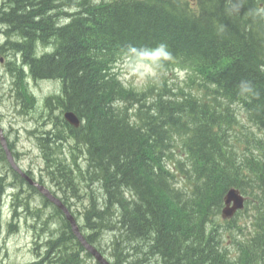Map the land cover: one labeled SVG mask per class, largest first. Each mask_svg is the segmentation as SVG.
I'll return each instance as SVG.
<instances>
[{
  "label": "trees",
  "instance_id": "trees-1",
  "mask_svg": "<svg viewBox=\"0 0 264 264\" xmlns=\"http://www.w3.org/2000/svg\"><path fill=\"white\" fill-rule=\"evenodd\" d=\"M0 24L8 38H17L9 42L18 54L12 71L57 79L62 92L48 106L81 120L75 128L58 118L88 161L86 170L74 163L93 186L85 237L110 253L112 264H264V139L246 138L242 150V124L231 107L239 105L264 134V0H5ZM41 43L53 52H40ZM124 57L192 72L203 88L176 94L165 84L126 94L114 74ZM14 85L23 111L31 109L27 85ZM58 142L42 144L48 170L63 192L77 191L73 167L48 153ZM1 147L0 166L21 183L1 175L0 201L9 185L40 194ZM253 177L261 195L250 227L237 224L241 211L217 220L228 191L250 196ZM63 201L69 207L67 196ZM55 213L63 221L61 236L47 241L32 264H85L84 247L64 214ZM225 234L234 251L224 246Z\"/></svg>",
  "mask_w": 264,
  "mask_h": 264
},
{
  "label": "rangeland",
  "instance_id": "rangeland-1",
  "mask_svg": "<svg viewBox=\"0 0 264 264\" xmlns=\"http://www.w3.org/2000/svg\"><path fill=\"white\" fill-rule=\"evenodd\" d=\"M4 1L5 0H0L1 7H3ZM109 1L111 0H96V3ZM5 29L6 27L0 24V129L3 133H0V143L2 142L1 136H3L6 143L8 142L7 147L12 155L15 153L13 158L18 164L16 165L19 166L20 170L23 171L26 176L44 185L54 196L61 199L63 204H65L63 201L65 197H68L69 207L65 205L77 217L80 227L84 228V230L81 228V231L85 236V234L91 233L90 229H85V214L90 203L91 194H93V186L87 187V184L82 179L80 180L82 176L77 172L76 166L74 165L75 162L80 164L83 163L81 166L84 165V167L82 166L83 170H86V160H84L86 159V155L76 149V147L80 148L81 144L77 145L76 139V143L72 141L64 142V144L60 145L61 147L59 149L55 150V152L58 153L56 154L57 157L59 158L61 156L59 159L64 160L65 158L64 162L73 167L75 171L73 177H76L75 180L77 179V191L68 190V192L65 193L58 187L48 170V164L44 159L46 155L42 153L43 149H45V146L42 145L43 142L48 139L54 140L53 132L63 137L67 136L63 135L67 133L60 131L63 126L60 125L59 119L60 117H64V115L60 110L54 109V106L51 105L50 108L47 103V100L52 96L61 94L62 84L59 83L57 79L34 80L32 76L26 74V78L22 80L23 83L27 85L29 93L33 96L30 103L32 105L31 109L23 111L21 100L17 97L15 91V85L12 84L14 79L11 78V74L14 75V72L10 70L11 67L9 66L13 57H17L13 55V49L9 42L17 38L15 36L11 39L8 38L6 33H4ZM39 45L38 50L40 52L44 53L49 51L52 53L53 50L47 48L49 45L44 46L42 43ZM114 72L115 78L122 84L126 94L131 90L143 92L150 87H162L165 84L176 94L182 93L181 90L192 93L193 91H198L203 88L200 86L201 81L199 75H193L192 72L181 69H162L152 63L126 57L121 59L116 65ZM16 80L17 78H15V81ZM126 94H123L122 97H125ZM231 107L237 120L242 124L239 127L242 150L246 145V138H251L253 140H259L260 138L264 139L263 132L253 125L245 113L240 109L239 105L234 104ZM54 120L57 122L55 123ZM56 125L58 126L56 127ZM48 131L51 132L48 134ZM54 146L55 144L52 148ZM250 147L255 150V146ZM1 148H3V146ZM48 153L50 156L54 154L53 151L49 150ZM56 155L54 154V156ZM13 170L16 171L14 168ZM16 173L25 179L29 185L34 186L21 173L18 171H16ZM1 175H6L7 183L11 185L16 184L19 187L18 183L21 182L16 178L15 174L10 171V168L9 170H4L0 166V176ZM253 179L254 181L251 182L252 188L250 189V196L241 193L239 189L234 187L245 197V207L241 211L242 215L237 218V224L241 226L250 224L252 215L254 214L253 205L258 202L257 198L261 195L258 183L254 177ZM11 185L7 187L3 195L4 198L1 199L0 202V264H32L40 259L42 254L46 252L47 241L61 236L62 218L55 213V208H57L56 205L50 201L46 203L45 199H48L46 196L34 193L25 186L18 189L21 196H19V199H16L14 193L18 192L16 189L17 186L12 187ZM249 200L251 201V206L248 204ZM26 201L29 203V208L27 206H22ZM14 203L17 204L16 213H18V215L16 219H13ZM224 209L225 206L222 212ZM221 217L222 216H219L217 220L224 223L225 220ZM11 222H14L16 225L14 229L9 227ZM233 236H236L235 232H233ZM109 237V234L104 236V247L108 245ZM229 241H231V234H225L224 246L234 251L235 248ZM102 253L111 263L113 262L110 253L105 250ZM86 254H89L87 250L80 252L81 258H84L86 261L85 264H98L93 256L88 257Z\"/></svg>",
  "mask_w": 264,
  "mask_h": 264
},
{
  "label": "water",
  "instance_id": "water-1",
  "mask_svg": "<svg viewBox=\"0 0 264 264\" xmlns=\"http://www.w3.org/2000/svg\"><path fill=\"white\" fill-rule=\"evenodd\" d=\"M65 119L72 126L76 128H78L81 124L80 119L73 112H67L65 114ZM0 133H2L1 129H0ZM1 140H2V145L7 153L8 160L11 163L12 167L16 171L20 172L24 177H26L31 184L38 186L37 183H35L32 179L26 176L25 173H23L20 170V168L16 165L13 155L11 151L8 149L6 140L3 138V136H1ZM263 187H264V179H263ZM38 188L48 198V200L53 202L63 212V214L70 220L76 237L85 247V249L96 259L98 264H112L98 249H96L91 243L87 241V239L83 234H81L82 232L80 228L77 226L69 209L63 204V202L59 198L55 197L51 192H49L44 187L38 186ZM225 206L226 207L223 210V218L224 219L233 218L238 211L244 209L245 197L237 189L233 188L228 191L225 197Z\"/></svg>",
  "mask_w": 264,
  "mask_h": 264
},
{
  "label": "bare ground",
  "instance_id": "bare-ground-1",
  "mask_svg": "<svg viewBox=\"0 0 264 264\" xmlns=\"http://www.w3.org/2000/svg\"><path fill=\"white\" fill-rule=\"evenodd\" d=\"M7 2V1H6ZM64 5V4H63ZM80 5V4H79ZM72 9V8H71ZM61 10V9H60ZM63 10V9H62ZM65 10V9H64ZM65 12V11H64ZM70 20V19H69ZM64 22V21H63ZM60 25V24H59ZM60 28V27H59ZM63 28V27H62ZM38 33V32H37ZM39 35H41V34H39ZM20 37V36H19ZM56 38V37H55ZM16 40V39H15ZM31 40V39H30ZM48 40V39H47ZM26 41H27V39H26ZM52 41V40H51ZM51 41L49 42L50 43V45H52L51 44ZM13 42H14V40H13ZM20 42V41H19ZM18 42V43H19ZM21 42H23V40L21 41ZM38 43V42H37ZM40 43V42H39ZM46 43H48V42H46ZM3 46V45H2ZM40 46V45H39ZM8 47V46H7ZM44 47V46H43ZM15 48V47H14ZM17 48V47H16ZM47 48H50L51 50H54V46H49V47H47ZM55 48H57V47H55ZM55 50H57V49H55ZM14 51V50H13ZM15 52V51H14ZM44 52V51H43ZM53 52V51H52ZM46 53H50V52H46ZM21 53H19V55H20ZM14 55V54H13ZM75 55V54H74ZM21 56V55H20ZM19 56V57H20ZM24 56V55H23ZM17 57H18V54H17ZM38 57V56H37ZM36 57V58H37ZM40 57V56H39ZM43 57V56H42ZM12 58V57H11ZM14 58V57H13ZM34 58V57H33ZM37 60V59H36ZM1 61V60H0ZM17 61L19 62L20 60L19 59H17ZM29 62V61H28ZM27 62V63H28ZM77 62V61H76ZM75 62V63H76ZM11 64V63H10ZM20 65V64H19ZM23 65V64H22ZM27 65V64H26ZM24 66V65H23ZM18 67V66H17ZM29 67V66H28ZM31 68V67H30ZM23 69V68H22ZM29 69V68H28ZM10 70L12 71L13 70V68H10ZM10 71V72H11ZM18 71V70H17ZM9 72V71H8ZM19 73V72H18ZM10 74V73H9ZM25 75V74H24ZM9 76V75H8ZM11 78L12 79H14L12 82V84H14L16 81H19V80H21V81H23L26 77L25 76H20V75H16L15 73H14V75H12L11 74ZM27 76V75H26ZM39 77V76H38ZM5 78V77H4ZM3 78V79H4ZM15 78H17V80L15 81ZM23 79V80H22ZM38 79V78H37ZM63 81V80H62ZM63 99V98H62ZM30 101V100H29ZM55 102V101H54ZM30 103V102H29ZM68 103V102H67ZM73 103V102H72ZM53 104V103H52ZM57 104V103H56ZM75 105V104H74ZM69 106V105H68ZM56 107V106H55ZM71 107V106H70ZM55 109V108H54ZM67 109H69V108H67ZM75 109V108H74ZM72 110V109H71ZM61 111V110H60ZM67 111H69V110H67ZM74 112V111H73ZM56 113V112H55ZM62 113V112H61ZM48 115H50V114H48ZM60 115V114H59ZM54 116V115H53ZM56 116V115H55ZM54 116V117H55ZM61 116H63V115H61ZM52 117V116H51ZM57 117V116H56ZM78 117V116H77ZM61 118V117H60ZM64 118V117H63ZM79 118V117H78ZM80 119V118H79ZM63 120V119H62ZM65 120V119H64ZM55 121V120H54ZM60 121V120H59ZM57 121H55V123H56ZM84 122V121H83ZM54 123V124H55ZM85 124V123H84ZM83 124V125H84ZM58 125H56V127H57ZM76 128V127H75ZM74 128V129H75ZM55 129V128H54ZM53 129V130H54ZM57 129V128H56ZM78 130H80V129H78ZM60 131H62V132H65V133H67V134H63V135H67L66 137L64 136H62V135H57L56 134V132H53V135H54V139H61V145L62 144H64V142H66V141H72L73 142V139L71 138L72 136H68V134H70L69 133V131L67 130V129H65L64 127L62 128V129H60ZM72 132V131H71ZM75 133H76V131H74ZM73 132V133H74ZM3 134V133H2ZM8 140V139H7ZM48 140H50V139H48ZM8 143V142H7ZM58 144H59V142H58ZM57 143H56V145L52 148V149H54L53 150V152H54V154L56 155V154H58V153H56L55 152V150H57V149H59L61 146H60V144L58 145ZM70 145H72V144H70ZM69 145V146H70ZM66 146V145H65ZM68 147V146H67ZM65 149V148H64ZM63 149V150H64ZM61 150V149H60ZM3 152V151H2ZM13 152V151H12ZM57 152H60V151H57ZM42 153H43V155H46V153H47V150L46 149H43V151H42ZM87 153V152H86ZM2 154V153H1ZM13 156H15V153H14V155ZM46 156H48V155H46ZM57 156V155H56ZM136 156V155H135ZM61 157V156H60ZM59 157V158H60ZM64 157V156H63ZM62 157V158H63ZM68 158V157H67ZM84 158H85V156H84ZM57 159V158H56ZM134 159V158H133ZM45 160H46V157H45ZM54 160V159H53ZM59 160H61V159H59ZM64 160H65V158H64ZM84 160H86V159H84ZM49 161V160H48ZM7 162H8V160H7ZM60 162H62V161H60ZM59 162V163H60ZM88 162V161H87ZM87 162H85V163H87ZM6 163V162H5ZM9 163V162H8ZM7 164V163H6ZM65 164V163H64ZM81 164H83V163H81ZM80 164V165H81ZM18 165V164H17ZM59 165V164H58ZM50 166V165H49ZM69 166H70V164H69ZM83 167H84V165H82ZM19 167V166H18ZM72 167V166H71ZM86 167H87V165H86ZM13 169V168H12ZM88 169V168H87ZM23 170V169H22ZM53 170V169H52ZM51 170V171H52ZM125 171V170H124ZM16 172V171H15ZM23 172V171H22ZM48 172V171H47ZM81 174V173H80ZM51 175V174H50ZM77 175H79V174H77ZM84 175V174H83ZM87 175V174H86ZM91 176V175H90ZM49 177V176H48ZM122 177V176H121ZM53 178H55V177H53ZM53 178H52V180H53ZM57 178V177H56ZM74 178H76V177H74ZM78 178V177H77ZM58 179V178H57ZM56 179V180H57ZM79 179V178H78ZM82 178H80V180H81ZM85 179V178H84ZM88 179V178H87ZM121 179V178H120ZM55 180V181H56ZM35 183H37L38 184V186H41V187H44L45 189H47L44 185H42L41 183H39L38 181H34ZM76 182H77V179H76ZM82 183V182H81ZM86 183V182H85ZM87 183H89V181L87 182ZM124 185V184H123ZM38 186H36V185H34V187H36L37 188V190L39 191V193L41 194V195H44L41 191H40V189L38 188ZM8 187V186H7ZM6 189V188H5ZM95 189V188H94ZM128 189V188H127ZM48 190V189H47ZM49 191V190H48ZM131 191V190H130ZM50 192V191H49ZM125 192V191H124ZM131 193V192H130ZM15 194V193H14ZM45 196V195H44ZM56 197V196H55ZM4 198V196L2 197V199ZM1 202V201H0ZM55 205V204H54ZM67 207V206H66ZM1 208V207H0ZM69 209V208H68ZM15 210V209H14ZM69 211H70V213H71V215H72V217L74 218V220H75V222H76V224H77V226L80 228V230H81V227H80V224H79V222H78V219H77V217L74 215V213L69 209ZM43 213V212H42ZM210 215V214H209ZM28 217V216H27ZM30 218V217H29ZM64 218H65V220L68 222V224L70 225V228H71V231H72V233L74 234V236L76 237V235H75V233H74V230H73V227H72V224H71V222H70V220L66 217V216H64ZM16 219V218H15ZM14 222H15V220H14ZM42 222V221H41ZM34 223V222H33ZM55 223V222H54ZM12 224V223H11ZM56 224V223H55ZM33 226H34V224H33ZM61 227V226H60ZM62 227H63V221H62ZM61 227V228H62ZM56 228H57V226H56ZM59 228V227H58ZM99 230V229H98ZM48 232H49V230H48ZM82 232V231H81ZM81 234H83V232L81 233ZM77 238V237H76ZM77 240H78V238H77ZM79 241V240H78ZM70 242V241H69ZM80 242V241H79ZM81 243V242H80ZM81 245H82V243H81ZM93 245V244H92ZM83 246V245H82ZM96 249H97V247L95 246V245H93ZM63 247V246H62ZM84 247V246H83ZM84 249H85V247H84ZM63 250V249H62ZM69 255V254H68ZM177 260V259H176Z\"/></svg>",
  "mask_w": 264,
  "mask_h": 264
}]
</instances>
